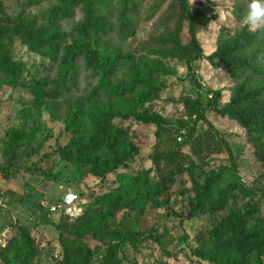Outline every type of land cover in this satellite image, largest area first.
Instances as JSON below:
<instances>
[{"label":"trees","instance_id":"1","mask_svg":"<svg viewBox=\"0 0 264 264\" xmlns=\"http://www.w3.org/2000/svg\"><path fill=\"white\" fill-rule=\"evenodd\" d=\"M48 1L52 6L30 20L12 19L0 1V88H15L25 67L12 56L16 39L49 61L52 76L34 81L32 92L38 108L67 105L64 118L53 113L72 135L58 154L79 178L103 181L127 169L140 154L134 123L154 126L157 142L154 169L95 194L76 221L62 214L51 222L48 214L42 215V223L59 233L63 258L58 264H125L127 246L138 250L141 240L119 222L120 216L145 214L152 206L171 208L175 199L187 206L186 221L202 216L211 221L212 229L189 246L197 264H264V171L252 186L245 184L237 156L208 119L214 112L236 122L264 168V29L246 26L249 0H236L237 26L221 29L216 51L207 58L223 65L234 81L229 102L221 104V91H211L215 99L206 96L207 105L187 98L185 118L177 128L151 105L167 89L166 77L174 72L168 64L184 63L191 70L206 59L198 35L214 20L207 10L191 6L189 0ZM41 2L31 0L32 5ZM78 12L81 18L76 20ZM154 20L147 41L137 50L125 48L137 37L142 21ZM64 22L71 23L70 29H63ZM201 124L207 126L203 133ZM26 139L17 130L6 143L10 156L0 163L4 178L33 171L26 166L31 157ZM224 152L227 161L212 158ZM35 230L13 225L6 242L0 243V263L40 264L44 250Z\"/></svg>","mask_w":264,"mask_h":264},{"label":"rangeland","instance_id":"2","mask_svg":"<svg viewBox=\"0 0 264 264\" xmlns=\"http://www.w3.org/2000/svg\"><path fill=\"white\" fill-rule=\"evenodd\" d=\"M4 4V11L12 19L30 20L40 17L51 6L48 0H34L41 3L31 4V0H0ZM191 6L207 10L214 20L206 30L199 33L198 38L202 44L206 59L194 64L191 70L184 63L171 62L168 64L174 69L172 75L166 77L167 89L161 99L151 105V110L165 116L174 127L185 118L184 101L187 98L201 99L207 105L206 95L202 84L213 92H222L221 104L229 102L234 81L220 63L213 64L208 61L217 48V40L222 28L235 29L237 26L234 17L236 0H189ZM81 18L78 12L76 20ZM152 22L142 21L138 35L129 41L125 48L137 50L140 43L147 41L154 30ZM63 29L68 30L71 23L64 22ZM15 61L25 65L22 76L15 88H0V163L9 159V149L6 143L14 131L21 130L26 134L25 150L31 154L27 168L32 166L33 171L21 170L15 173L35 176L36 185L31 187L29 199L25 205V218L22 224L40 223L42 215L48 214L51 221L58 222L62 214L69 215L76 221L85 208L93 203L95 194L106 193L121 186L125 177L136 175L141 171L154 169L152 156L156 150V128L144 124L134 123L135 143L140 148V154L127 169H120L105 180L95 178H79L76 170L64 164L58 154L60 146L65 147L72 135L66 131L64 120H56L53 113L65 117L67 105H60L54 110L44 105L38 108L32 92L33 82L52 76L49 71V61L43 56L35 54L19 39L11 46ZM209 121L217 127L228 141L238 159L239 172L242 181L252 186L264 171L263 166L255 157L254 148L248 143L246 132L234 121L221 118L214 112H209ZM131 125V121L125 123ZM207 126L201 124L199 130L203 133ZM190 152L189 148L184 149ZM212 158L228 160L224 152ZM25 166V167H26ZM152 177L157 179L158 173ZM40 181L41 183H38ZM190 187L189 183L185 184ZM180 191V188L176 189ZM68 195L76 197L70 206L58 213H50L48 209L41 208L43 202L50 207L62 203ZM178 200V199H177ZM172 203L171 208L150 207L145 214L135 211L129 215H122L119 222H124L126 228L140 235L139 249L128 245L125 253L128 261L125 264H197L190 251V247L197 244V239L208 230L212 224L208 216L199 217L193 221H186L187 206L184 202ZM33 220V222L30 221ZM58 231L52 224L48 227L36 229V238L43 246L44 254L40 264H58L63 256L58 244ZM158 238V239H157ZM1 264V263H0ZM97 264H100L97 261ZM208 264V263H206Z\"/></svg>","mask_w":264,"mask_h":264},{"label":"crops","instance_id":"3","mask_svg":"<svg viewBox=\"0 0 264 264\" xmlns=\"http://www.w3.org/2000/svg\"><path fill=\"white\" fill-rule=\"evenodd\" d=\"M38 177L19 174L16 177L6 179L0 173V203L5 204V209H0V243L6 242L7 237L10 235L12 226L15 224L31 225L40 231L41 227H48L50 224L42 223V209L40 214V223L38 224H22L21 218H25V205L29 199L31 187L36 185L35 179ZM43 181V178H38ZM38 183H41L38 181ZM42 208V205H41ZM50 220V217H48ZM33 222L32 219H30ZM51 221V220H50ZM52 222V221H51ZM54 227V226H53ZM36 234V230H35ZM59 237V235H58ZM54 238V239H58Z\"/></svg>","mask_w":264,"mask_h":264},{"label":"clouds","instance_id":"4","mask_svg":"<svg viewBox=\"0 0 264 264\" xmlns=\"http://www.w3.org/2000/svg\"><path fill=\"white\" fill-rule=\"evenodd\" d=\"M244 22L250 30L264 29V0H249Z\"/></svg>","mask_w":264,"mask_h":264},{"label":"built area","instance_id":"5","mask_svg":"<svg viewBox=\"0 0 264 264\" xmlns=\"http://www.w3.org/2000/svg\"><path fill=\"white\" fill-rule=\"evenodd\" d=\"M203 85V90H204V93L205 95L208 97V99L210 101H213L215 99V95L214 93H212L206 86V84H202ZM42 208L43 209H48L50 213H58V212H61L63 211L64 209L67 208V206L63 205L62 203L57 205V206H49L47 203L43 202L42 204ZM6 206L5 204L1 201L0 203V209H5Z\"/></svg>","mask_w":264,"mask_h":264},{"label":"water","instance_id":"6","mask_svg":"<svg viewBox=\"0 0 264 264\" xmlns=\"http://www.w3.org/2000/svg\"><path fill=\"white\" fill-rule=\"evenodd\" d=\"M76 199V197L72 196V195H68L64 198V200L62 201V204L65 206H70L72 204V202Z\"/></svg>","mask_w":264,"mask_h":264}]
</instances>
